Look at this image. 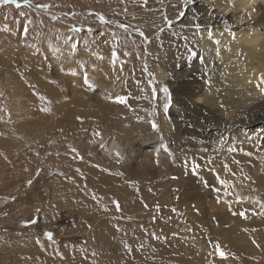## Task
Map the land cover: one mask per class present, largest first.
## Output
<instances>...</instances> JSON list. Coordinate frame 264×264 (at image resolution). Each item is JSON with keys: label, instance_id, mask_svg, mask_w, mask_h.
<instances>
[{"label": "rangeland", "instance_id": "1", "mask_svg": "<svg viewBox=\"0 0 264 264\" xmlns=\"http://www.w3.org/2000/svg\"><path fill=\"white\" fill-rule=\"evenodd\" d=\"M169 4L0 3V264H264V207L199 178L210 145L173 125L183 80L154 81L178 78L157 39Z\"/></svg>", "mask_w": 264, "mask_h": 264}, {"label": "bare ground", "instance_id": "2", "mask_svg": "<svg viewBox=\"0 0 264 264\" xmlns=\"http://www.w3.org/2000/svg\"><path fill=\"white\" fill-rule=\"evenodd\" d=\"M164 1L132 0V3L145 7L138 13L145 18L151 14V8ZM169 2L166 19L172 22V29H165L162 34L157 32V39L160 41L162 66L166 62L164 54H170L167 64H175L178 78L162 68L153 72L154 81L168 86L173 85L172 79L183 80L175 88L177 110L173 114V125L176 133L181 135V143L205 142L210 145L209 153L212 155L202 159V169L197 171V175L203 182L215 174L220 177L216 192L218 198L226 199V192L235 191V196L243 197L238 207H264V203L251 201L255 191L259 197L264 196V85L260 81L261 73H264V0ZM147 30L153 32V29ZM146 85L149 86L148 83ZM166 97L162 96L160 105L167 103ZM138 114L131 116L132 119L136 117L137 123L143 116ZM168 127V123L159 127L163 136ZM120 135L127 136L125 132ZM114 137L116 152L130 145L127 141L126 147L122 148L117 140L119 136ZM238 140V151L231 153L234 142ZM224 155L229 159L224 160L227 163L223 165L225 167H220L218 164ZM228 180L239 184L230 188L226 183ZM135 205L139 204H133L132 208Z\"/></svg>", "mask_w": 264, "mask_h": 264}, {"label": "snow or ice", "instance_id": "3", "mask_svg": "<svg viewBox=\"0 0 264 264\" xmlns=\"http://www.w3.org/2000/svg\"><path fill=\"white\" fill-rule=\"evenodd\" d=\"M15 2H16V0H0V3H3V4L15 3ZM232 2H233V0H229V3H232ZM253 2H254V0H253ZM17 7H19L18 4H17ZM260 81H261V85H264V73H261ZM165 91H167V89H165ZM115 102H117V103H124L125 101H124V99L122 97H116V101ZM44 110H47V109H44ZM152 127L154 129H156L157 128V125L155 123H153ZM97 134L99 135V133H97ZM29 184H31V181H29ZM116 203H118V202H116ZM217 251H218V254H219V256L221 258H224V259L227 258V255L223 251H220L219 249Z\"/></svg>", "mask_w": 264, "mask_h": 264}]
</instances>
